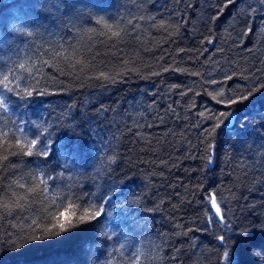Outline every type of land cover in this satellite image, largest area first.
<instances>
[{
  "label": "trees",
  "instance_id": "obj_1",
  "mask_svg": "<svg viewBox=\"0 0 264 264\" xmlns=\"http://www.w3.org/2000/svg\"><path fill=\"white\" fill-rule=\"evenodd\" d=\"M9 73L0 130L74 147L0 163V264H264V89L229 102L264 83L260 0H0ZM89 204L104 212L81 224Z\"/></svg>",
  "mask_w": 264,
  "mask_h": 264
},
{
  "label": "snow or ice",
  "instance_id": "obj_2",
  "mask_svg": "<svg viewBox=\"0 0 264 264\" xmlns=\"http://www.w3.org/2000/svg\"><path fill=\"white\" fill-rule=\"evenodd\" d=\"M261 4H264V0H260ZM100 23V21H97ZM105 28H107L111 32V26L104 25ZM163 27V25H161ZM31 35V33H29ZM113 36H118V32H112ZM212 41H209L211 43ZM54 58H63L65 60L70 61V57L65 55L64 52L61 51H54L53 52ZM44 63H48V61H44ZM19 69L29 71L30 69H27L25 67L24 63L19 64ZM39 71V69H37ZM10 74L3 75L2 78H0V88L7 92H13L16 90L17 86H12L11 80H10ZM211 83H216L215 80L211 81ZM261 89H264V83L260 84L259 86L253 85L252 87L248 88L246 91H241L235 94V96H229V102L230 105H236V104H245L248 102H251V100L256 96V93L260 92ZM35 91V89H34ZM33 93L31 91L27 92L28 96H31ZM42 94V93H41ZM218 95L223 96L224 92L221 91L218 93ZM215 98V97H214ZM5 106V100L3 98H0V108H4ZM5 111H7V108H4ZM235 113L233 111H229L228 113H220L219 116L215 117L219 123H217L216 127H219L221 123H223V120H221V117H228L231 118L232 115ZM201 116H204V113L200 114ZM74 146L69 145H60L59 147H54V142L51 139V134L48 133L47 129H44L43 131L38 132L36 135H34L31 139H29L27 136H25L23 139L20 137H17L13 135L11 138L9 136V132L0 130V148L3 149L2 156H0V163L3 161H8L10 155H18L23 154L24 156H37L42 157L44 159H48L50 156H54L57 151H73ZM208 164L212 163V160L209 158L207 160ZM12 167H15L13 164ZM39 183L44 185V190L47 191V179H44L42 176L38 178ZM48 179H51L49 177ZM20 188H24V184L18 185ZM65 200L67 203L65 204L64 201L60 202V206L57 208L56 218L59 220L60 217H64L65 221L67 223H71L69 219V215L72 212L73 209L77 207L76 201L72 200L70 197H65ZM227 203V200L224 196H218L215 192H211L207 194V199L204 202V208L208 214L207 219L209 223H212L216 226H222L224 229V232H228L232 229V222L227 216V209L225 208V204ZM210 205V206H209ZM104 212V208L96 207L94 205L89 204L88 207L83 208V214L79 216V222L81 224H88L92 223L94 221L98 222V218L101 217L102 213ZM74 214V213H73ZM36 220L32 221V225H36ZM78 225L73 224L72 227H77ZM60 232L55 233V235H59L65 231H68L69 229L65 226L64 223H61L59 225ZM189 231H192V229H189ZM218 239L221 242V247L224 246L225 236L223 233H221L218 236ZM223 257L225 261H228L229 258V252L225 250L223 252ZM135 264H139V260L135 262ZM219 264V261L217 262Z\"/></svg>",
  "mask_w": 264,
  "mask_h": 264
},
{
  "label": "water",
  "instance_id": "obj_3",
  "mask_svg": "<svg viewBox=\"0 0 264 264\" xmlns=\"http://www.w3.org/2000/svg\"><path fill=\"white\" fill-rule=\"evenodd\" d=\"M232 121H233V117L232 119L230 120L229 124H228V127H230L232 125Z\"/></svg>",
  "mask_w": 264,
  "mask_h": 264
}]
</instances>
